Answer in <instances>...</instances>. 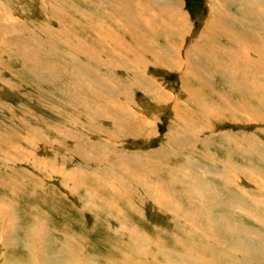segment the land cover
I'll list each match as a JSON object with an SVG mask.
<instances>
[{"label":"rangeland","instance_id":"1","mask_svg":"<svg viewBox=\"0 0 264 264\" xmlns=\"http://www.w3.org/2000/svg\"><path fill=\"white\" fill-rule=\"evenodd\" d=\"M76 1H0L1 33L4 35V37H11L12 35L17 34L14 44L6 43V45H1L2 43H0V198L2 197L3 199L6 198L7 201H13L12 208L17 206L16 212L12 209V213L20 219L16 226L19 228L24 223H28L27 225L32 223V220L23 219L24 214H39L40 218L49 217L50 219H48V221H43H45L46 225L50 228H54V230L64 232V229L62 228L64 226L67 227L69 231H73L74 233H83L84 236L87 233L89 240L91 241L89 244H87L89 247L88 252L94 251L98 254H103V248L107 247L106 249L110 251V255H115V260H124V258L121 257L114 248V246L121 244L122 241L120 236H116L111 231L112 229L116 228V226H114L115 223L110 220L113 223L112 227H109L104 222H99L93 227L92 219L89 216H82L78 210L79 205L84 204L82 203V197L84 195L82 191H85L87 188L92 190L93 186L96 187V182L92 183V177L89 175L83 179H73L77 177L75 176L72 178L73 180H65V172L69 174L80 172V169L72 170V164H68V162L65 160L67 159V156L70 155L68 151H70V149H77L78 146L76 148V145L78 144L79 148H81L80 153L85 155L87 154L89 160H83V163L80 158L75 157L74 160L76 162L82 163V168H84V166L89 167V170L92 172L99 169L101 165V163H99L100 160H106L109 161L110 164L116 165L115 159L118 156L116 155V152H118L117 154L120 152L129 154L130 152L131 155H136L139 160L141 159L139 161L140 163H144L148 166L152 165L151 167L155 168L153 169V173L156 172L157 176L160 174L161 177L163 176L164 180L172 179L171 177H174V175L175 177L181 176V178L185 179L189 177L187 172H184L186 170L185 168L190 167L186 171L190 170L192 173L191 175L194 177L205 178L206 181H209L211 184L217 187V189L224 195L226 204L224 207H216L218 211L229 214V216L233 217L235 220L241 222L247 227L256 229L257 223L254 220V217L258 219H260V217L264 218V208L258 204H255L256 202L254 199L259 198L257 196H261L264 200V187L262 189V187L256 186L251 181L249 173H256L257 169L264 171V119H262V116L264 117V89H262L264 88V84H254L255 87L253 85L250 86L252 82H249L248 78H250L251 81V75L253 74L251 67L252 64L241 67L239 61H237V59L234 60L233 58L232 59L234 63L231 65L229 64L231 59L228 56H225V54L228 55V53H224L223 49L226 48L225 50L227 51V49H231L233 46H235V38L231 35L224 34V31L218 33L217 36L211 35L213 42H220L223 44V46H225V48H221L222 53L217 58L212 57V59H210L209 57H205V59H203L204 56L201 54L197 57L202 62H205V68L209 70V75H206L204 68H200L201 71L203 70V73L201 75L198 74L199 81L195 79L197 78L195 75L192 76L191 74V76H188V78L184 76L183 80H191V83L189 84L190 87H183L181 85L180 70L178 68H172L168 66L165 61L159 65H147L145 77H138L137 80L135 77L137 83H139L140 80L143 82L144 80L147 81L146 79L150 81L154 80L156 81L154 86H156L157 89L161 87L163 92L170 96V98L168 100L166 99V101L163 99H154L153 97L149 96V94H146L143 87L138 85L134 87V82L131 81L134 80V77L131 76L132 73L129 72L130 70H128L129 67L127 63L124 62L123 66H118L115 69V72H113L112 75L115 76L116 80L114 79L112 85H106L104 84V81L101 80L102 75L96 68L103 67L101 69L103 73V69L107 67V64H105V62L101 61L100 59H93V56L96 57L101 53L107 56L109 49L113 51V48L109 45V42L105 43L106 46L104 47L101 45V42H98V38H106L105 35H109V33L111 37H113L111 34L112 29L118 30L117 28L118 26L120 27L121 24L128 30H135L136 27L138 28V26H136V21H141L143 14L146 12L144 10L146 9L148 11V5L144 3V0H142L143 2H136L133 0H98L97 2L99 4L96 3V0ZM111 1H113V3ZM184 1L185 3L182 4V10L188 14L190 13V20L188 19L187 22L188 30L185 36L181 38L176 36L171 37L168 41L167 37L164 35H159L160 45H173L179 47L185 46V48L188 47L190 44L196 42L197 38L204 30L205 24L207 22L212 21L214 17H216L218 20L220 15L217 12L219 11H221L225 17H234V26L235 29L236 27L238 29H234L235 34L237 33V35L241 36L242 42H245L250 46H252V44H256L254 42L252 43V40L250 41V32L254 34V37L257 36L260 38L261 36H264V0ZM93 3L98 6H96V9L93 8ZM75 5L81 6H79L77 10ZM212 6L214 11H212ZM82 7H85L86 11ZM55 8H57L56 10L58 11H56ZM72 8H76V10H72ZM91 8H93L94 13H89L92 12ZM62 9L65 11L63 10L62 12ZM152 10L158 11L157 8L155 9L154 7H152ZM79 11H82L81 13L83 14L79 13ZM68 12L70 14L73 12V14L76 16L74 17L73 14L70 15ZM87 13L88 15L85 16L84 14ZM3 14H6L4 18L5 20L3 19ZM61 14L62 16H60ZM13 16H17L19 19H17V17L14 18ZM77 16L79 17L77 18ZM80 16L83 18V20L80 18ZM134 17H136V20ZM68 18L69 20H67ZM75 18L80 22H78ZM119 19L121 20L119 21ZM110 25L112 27H109ZM15 26L17 28H21L22 30L19 28L17 29ZM11 30L14 31L12 32ZM74 31L76 33H74ZM29 35L33 36L34 38L30 37ZM23 37H25L24 39L27 38L29 41V44H26V46L22 42ZM31 38L34 40V42H32L33 40ZM77 38H79V40ZM52 44L53 47H51ZM106 49H108V51ZM105 58L109 59L108 57ZM247 59L253 62L251 58H248V56ZM236 64H238L240 67L238 68ZM246 67L249 72L246 70ZM233 69H235V71ZM250 72L252 74H250ZM239 75L246 77L247 79L241 78ZM202 76L205 80H203ZM234 76H236L237 80L234 78ZM245 80L246 84L243 86L242 81ZM237 81H239V83ZM161 82L162 84H160ZM156 83L158 85H156ZM196 85L198 87L202 85V90L209 98L208 101L201 103L194 101L199 108L192 104L191 101H186L188 98L186 92ZM93 89L95 91H93ZM261 89L263 91H261ZM119 90L121 91L119 92ZM248 90L251 91L249 92ZM258 93H260L259 95L262 96L261 98ZM84 102L87 103V105L89 104L88 109L83 105ZM118 102H125L128 104L127 106L129 110H133L137 117L132 120L127 118V112L121 111L118 108ZM225 102L230 103L231 107L235 105H232V103L243 102L245 106L242 108L244 109L246 107L245 111L250 112L249 114L251 116L242 115L240 113L241 111H236V113H233V117H227L226 112L223 113L224 116H218V109H224ZM175 103L178 105V110L175 108ZM180 107L182 110L179 109ZM118 109L120 111H118ZM205 109L207 110L205 112H211L210 114L212 116L204 115L202 110ZM88 110L94 111L95 114L97 113L95 120H93L91 117V113H87ZM106 114L112 119L114 118V123L116 120H120L122 124L129 123L127 125L131 127V134L127 136L123 135L122 132L118 133V135L117 130L114 132L110 131V133L116 134V136L121 139L122 147L120 151L111 149L109 146L110 144H108L110 141L106 139L104 140L102 134H100L96 129L97 127L101 126L99 128L104 132V129L110 130L114 128L113 125L109 123V121L105 120ZM103 119L104 121H102ZM50 126H52L53 129ZM197 127H200L204 131H198L201 129H198ZM63 130H69L72 135L78 136L74 137L73 140H66V144H64V142L58 137L60 136L58 132ZM216 131L218 134L220 133V135H218ZM211 133L213 134L211 135ZM252 134L258 136L257 138H253L256 139L255 141L258 140L255 142L253 150H245L243 148L242 151L241 149H238L237 146H240L242 141H245L246 138H248L247 143H252ZM182 136L186 138H182ZM45 137L47 139L54 140L52 147H50L49 144L45 142ZM103 140L104 142H102ZM172 140L174 141L172 142ZM208 140L210 142V146L207 147V150H209L207 153L205 152L203 154V151H206L205 147L208 145ZM60 141L63 142L62 145L57 146ZM94 141L95 143H100L95 144L93 143ZM259 142H261V144H259ZM191 144H193V147H191ZM91 145L101 146L104 147V149L107 148L114 153L113 155L108 156L105 154L104 158L102 159L100 154L104 153L103 149L100 151L101 153L94 151L97 153L93 154V156L99 155V157L97 156V163H95L91 158L92 156L90 153L92 152L88 149V147ZM55 146L57 147L52 149ZM59 151L61 152L59 158L62 160L64 159L65 162H62L60 159L55 157L56 152ZM169 153L171 154L169 155ZM206 155L208 157H206ZM112 156L116 158H113ZM156 158H159V162ZM88 161L90 162L87 163ZM225 163L239 165V170L238 172L236 171L235 174H237V177H239L240 180L237 182L238 185L235 187L233 185L230 187L224 185L223 179H225V176L223 173V166ZM200 167L201 170H198ZM206 167L208 168V170H206L207 172L203 171V169H207ZM68 168H70L72 173L67 171ZM166 168L168 169L167 171ZM134 173L136 174L137 178H140L146 173V171L134 170ZM219 173L222 175H219ZM157 176L155 175L156 178L160 179ZM237 177L236 180L238 179ZM187 179L186 181L188 182L189 178ZM80 180H85L86 188L82 189L79 186V189L77 190L79 193H71L74 191V188L79 185ZM178 181H180V184ZM173 182H175L176 186L183 187V184L181 183H184L185 181L178 179L177 182ZM99 183L104 187L103 190H98L100 204H107L111 200V191L105 188V182L99 180ZM176 186L175 188L178 189ZM239 188H242V191ZM6 189L10 192V194L16 192L15 195L13 197H10V195L5 197L9 194ZM17 191L20 192L18 193ZM152 194V192L142 190V195L150 197L149 200L145 201L139 200L140 196L135 197L134 193H132L129 197H124L117 194V196H120L118 197V200L121 199L122 201V203L118 204V206L125 209L127 216L134 218L135 221H138L140 225H149L152 228H155L156 231L158 229L157 233L154 231V234L156 233L160 237H163V243L170 249L182 251L179 245H186V241H188L190 250L195 252L194 256L197 257L198 254L202 253V257H204L205 260H212L214 264H228V262H234L236 264H264V255L260 257L261 249H257V242L253 240L254 247H251V240L245 237L241 238L240 240L246 243L248 242L246 249L248 250L251 247V254L253 256H258L256 260H253L252 257L249 259L239 255L237 252L232 253V251L228 249L229 244L231 243L229 238H223L225 245L222 246L220 244L218 247H215V250L212 253L211 251L209 253V251L206 250V243H192L189 241L191 236L188 235L187 229L184 227V222V224H176L172 221L173 216L169 215L168 213L163 216L158 211L153 210L154 207L160 210L164 209L159 208L154 203L152 200L154 195ZM173 198L179 202L184 200V196H179V194H175ZM210 205L213 206V204ZM237 205H241L240 208L242 210H239L240 208H236ZM22 209H24V211H22ZM246 212L248 215L245 214ZM101 218L105 219L104 216H101ZM92 227L96 230L97 235L90 233V229ZM161 229H165L167 234L164 235L163 233H160ZM17 232L18 231H13L12 236L14 238L20 239L22 233L17 236ZM93 237H97L96 240H93ZM195 238L199 239L197 236ZM20 250L24 251L22 248ZM10 253H17V251L15 248H13ZM24 253V263H31L27 258V254L29 252L25 251ZM33 253L35 254V252ZM53 253L57 254V249L55 247L51 246L49 249L47 248L45 255L42 256V259L39 260V263L55 264L58 260V257ZM133 256L135 257V261L141 262L144 259L136 254ZM155 258H158L155 253L149 254V259ZM159 260L162 261V258H159ZM131 263V259L129 257L126 258L125 264ZM7 264L18 263L8 262Z\"/></svg>","mask_w":264,"mask_h":264},{"label":"bare ground","instance_id":"2","mask_svg":"<svg viewBox=\"0 0 264 264\" xmlns=\"http://www.w3.org/2000/svg\"><path fill=\"white\" fill-rule=\"evenodd\" d=\"M74 1H76V0H74ZM97 1L98 0H96V3H98ZM104 1H106V0H104ZM133 1L137 2V1H142V0H133ZM76 2H78V1H76ZM76 2H73V3H76ZM111 2L113 3V1H111ZM15 3H13V4H15ZM144 3L146 5H148V11L145 8H141V9H145L144 11H146V12L143 14L141 21H136L137 23L134 22V23H136V26H138V28L136 27L135 30L131 31V30L126 29V27H123V25L120 23L121 25H120V27L118 26V28H117L118 30L112 29V31H111V34L113 35L114 38L111 37L110 33H109V35H107V34L105 35L106 38H103V37L98 38V42H101L102 46L105 47L106 46L105 43L109 42V45L113 48V51L110 49L108 51V49H106L108 51L107 56H105L103 53L98 54L96 57L93 56L94 60L100 59L101 61H104L105 64H107V67L103 69L104 74L101 71V69L103 67L102 68H96L98 70V72H100V74L102 75L101 80L104 81V84H106V85H108V84L112 85L113 84L115 76H113L112 73L115 72V69L118 66H121V65L123 66V64L125 62L128 64V67H129L128 70H130L129 72L132 73L131 76L134 77V80H131L134 82V87H136V85L141 86L145 89L146 94H149V96L153 97L154 99H163L166 101V99L168 100L170 98V96L167 95L165 92H163V89L161 87L160 88L158 87L159 89H157L156 86H154L156 81L151 80V81H154V82H151L150 80L145 78L147 81L144 80V82H143L142 80H140L139 83H137L136 80L138 77H142V76L145 77L146 66L149 64L159 65L160 63H162V62L164 63V61H165L168 66H170L172 68H178L180 70V72H181V79H180L181 85L183 87H190L189 84L191 83V80H183V77L185 76L186 78H188V76H191V74H192V76L195 75L197 77L195 79L199 81L198 74L201 75L203 73V70L201 71L200 68H204L206 75H209V70H207L205 68L206 67L205 62H202L197 57L200 54L204 56V58L202 57L203 59H205V57L206 58L209 57L210 59H212V57L213 58L219 57L220 54L222 53L221 48H225V46H223V44L220 42H217V43L213 42L211 35L217 36L218 33H221L223 31H224V34L233 36L235 38V42H236L235 46H233L234 48L232 47L231 49H227V51L225 50L226 48L223 49L224 53L225 52L228 53V55L225 54V56H228L231 59V62L229 64L231 65L234 63L233 59L234 60L237 59V61H239V64L241 65V67H243L244 65L249 66L250 64H252L251 67L253 70V72H252L253 74L250 72V74H252L251 75V77H252L251 81H250V78H248L249 82H252V84H250V86H252V85L254 86V84L255 85H258V84L261 85V83L264 84V39H263L264 36L263 37L261 36L260 38L257 36L254 37L253 36L254 34H252L250 32V34H249L250 41L252 40L251 42L252 43L254 42L256 44H252V46H250L249 44L242 42L241 36L237 35V33L235 34V30H238V29H237V27L235 29L234 22H233L234 17H232V18L231 17H225L221 13V11H219V12H217L220 15L218 17V20L216 17H214V19L212 21L207 22L205 24L204 30L202 31L200 36L197 38L196 42L190 44L188 47L185 48V46L179 47V46H173V45L172 46L171 45L162 46V45H160L159 35L160 36L164 35L165 37H167L168 41L171 37L176 36V37L181 38V37L185 36V34L188 30L187 22H188V19L190 20V13L188 14L187 12L182 10L183 9L182 4H184L185 1L184 0H144ZM83 4H85V3H83ZM64 5H65V3H64ZM130 5H132V4H130ZM67 6H69V5H67ZM75 6L77 7V10H78L79 6H81V5H78V6L75 5ZM94 6H93V8L96 9L97 5L94 4ZM241 6H242V4H241ZM102 7H104V6H102ZM152 7H154L155 9L157 8L158 11L152 10ZM60 8H61V6H60ZM82 8H84V10L86 9L85 7H82ZM93 8H91L92 12H89V13H94ZM211 8H213V6ZM56 9L57 8H55V10ZM64 9H66V8H64ZM64 9H62L61 11L63 12ZM74 9L76 10V8H74ZM74 9L72 8V10H74ZM99 9H101V8H99ZM19 10H21V9H19ZM81 10H83V9H81ZM56 11H58V10H56ZM68 11H70V10H68ZM118 11H119V9H118ZM212 11H214V8ZM81 12L79 11V13H81ZM115 12H114V16H115ZM95 13H97V12H95ZM59 14H60V10H59ZM71 14H73V12ZM81 14H83V13H81ZM81 14H79V15H81ZM98 14H99V12H98ZM121 14H123V13H121ZM1 15H2V13H1ZM73 15H74V17L76 16L75 14H73ZM84 15L87 16L88 13L84 14ZM5 16H6V14L4 15L3 19L5 18ZM60 16H62V14ZM64 16H67V15H64ZM229 16H230V14H229ZM16 17H14V18H16ZM67 17H69V16H67ZM78 17L79 16H77V18ZM82 17H84V16H82ZM80 18H81V16H80ZM134 18L136 20V17H134ZM17 19H19V18L17 17ZM81 19L83 20V18H81ZM56 20H58V19H56ZM67 20H69V18ZM76 20L78 21V19H76ZM120 20L121 19H119V21ZM73 21H72V23H73ZM67 22H69V21H67ZM74 22H76V21H74ZM78 22H80V21H78ZM87 22H88V20H87ZM131 23H132V21H131ZM118 24H119V22H118ZM236 24H237V22H236ZM84 25H86V24H84ZM82 26H80V27H82ZM109 27H112V26L110 25ZM19 29H21V28H19ZM114 29H116V28H114ZM79 30H80V28H79ZM242 30H245V29H242ZM252 30H254V29H252ZM98 32H99V30H98ZM74 33H76V32L74 31ZM74 35H76V34H74ZM100 35H102V34H100ZM91 36H92V34H91ZM16 37H17V34L12 35L11 37H6V36L4 37V35L0 31V38H1L0 43H2L1 45H6V43L7 44L8 43L14 44ZM30 37H33V36H30ZM81 37H82V35H81ZM24 38L25 37L22 38L23 39L22 42L26 46V44H29V41L27 40V38L26 39H24ZM41 38H42V36H41ZM41 38H39V39H41ZM77 39L79 40V38H77ZM68 40H69V38H68ZM32 42H34V40ZM87 46H88V44H87ZM89 46H91V45H89ZM51 47H53V44ZM247 56H248V58H251V60L253 62L248 60ZM105 57H108L109 59H106ZM223 57H224V54H223ZM104 58L106 59V61ZM236 66L238 68L240 67L238 64H236ZM234 68H235V66H234ZM170 70H172V69H170ZM233 70L235 71V69H233ZM246 70H247V67H246ZM241 71H242V69H241ZM247 71H244V72H247ZM106 74H107V76H106ZM247 76H250V75H247ZM116 77H117V75H116ZM135 77H136V80H135ZM237 77H238V75H237ZM240 77L247 79L246 77H242V76H240ZM210 78H211V76H210ZM234 78L236 79V76H234ZM84 79H86V78H84ZM203 80H205L204 77H203ZM120 81H121V79H120ZM237 82L239 83V81H237ZM242 83L244 86L246 84V80L242 81ZM160 84H162V82ZM263 84H262V86H263ZM156 85H158V84L156 83ZM119 86H121V85H119ZM201 86L198 87L196 85V86L192 87L188 92H186V94L188 95V98L186 99V101H188V102L191 101V103L194 104L197 108H199V107L197 106V104L195 102L201 103L204 101H208V99H209L207 94L202 90ZM216 87H217V85H216ZM143 88H142V90H143ZM262 89H264V88H262ZM262 89H261V91H263ZM234 90H235V88H234ZM251 90H248V91L250 92ZM256 90H257V88H256ZM93 91H95V90L93 89ZM120 91L121 90H119V92ZM241 93H240V95H241ZM248 94H250V93H248ZM259 94L260 93H258V95ZM212 97H213V95H212ZM261 97L262 96H260V98ZM105 99H106V97H105ZM124 101H126V100H124ZM117 104H118V108L121 111L127 112V114H128L127 118H129L130 120L137 117V115L135 114V112L133 110L132 111L129 110V108L127 106L128 104H126L125 102H118ZM212 104H214V103H212ZM233 104H235V105H233ZM83 105L85 106V108H87V109L89 108V104L87 105V103L84 102ZM232 105L234 108L231 107L230 103L225 102L224 109H222V108L218 109V116H224L223 113L226 112L227 117H233V113H236V111H241L240 113L242 115H245V116L250 115L249 114L250 112L245 111L246 107L244 109L242 108L243 106H245L243 102L232 103ZM91 108H93V107H91ZM175 108L178 110L177 103H175ZM98 109H100V108H98ZM119 109H118V111H120ZM179 109L182 110L181 107ZM202 111H203L204 115L212 116L210 114L211 112H205V111H207L206 109L202 110ZM174 112H175V110H174ZM84 113H85V111H84ZM87 113H91V117L93 118V120L96 119L97 113L95 114L94 111H89V110L87 111ZM182 113H184V112H182ZM238 115H240V114H238ZM105 116H106L105 120L109 121V123L111 125H113L114 128L110 129V130L104 129V132L99 128L101 126L97 127L96 129L100 134H102L104 140L106 139V140L110 141V142H108V144H110L109 146L111 147V149L120 151V149L122 147V144H121L122 141H121V139L118 138V136H116V134H112V133H110V131L114 132L115 130H117V134L122 132L123 135L127 136V135L131 134V131H130L131 127H129V125H127L129 123L122 124V122L120 120H116L114 123V121H113L114 118L112 119L107 114ZM85 119H86V117H85ZM262 119H264L263 116H262ZM102 121H104V119ZM90 122H92V121H90ZM125 123H126V120H125ZM89 124H91V123H89ZM181 125H183V124H181ZM174 126H176V125H174ZM50 127L52 128V126H50ZM83 128H84V126H83ZM197 128L199 129L200 127H197ZM89 129H91V128H89ZM195 130H197V129H195ZM198 131L201 132L204 130L201 129ZM169 132H170V130H169ZM216 133H217V131H216ZM58 134L60 135L58 137L64 142V144H66V140H73L74 137L78 136V135L77 136L72 135V133L69 132V130L60 131V132H58ZM74 134H75V132H74ZM179 134H180V132H179ZM208 134H209V132H208ZM212 134L213 133H211V135ZM218 135H220V133ZM176 136H177V134H176ZM183 137L184 136H182V138ZM257 137H258L257 135L252 134V139L257 138ZM99 138H101V137H99ZM175 138H177V137H175ZM184 138H186V137H184ZM221 138H223V137H221ZM93 139H95V138H93ZM258 139H260V138H258ZM44 140L47 144H49L50 147H52L54 140L47 139L46 137L44 138ZM104 140L102 142H104ZM193 140H194V138H193ZM203 140H204V138H203ZM253 140H252V143H247L248 138H246L245 141H242V144L240 146H237L238 149H241L242 151H243V148L245 150L246 149H252L253 150V148L255 146V142L258 141V140L255 141L256 139H253ZM62 141H60L57 146L62 145V143H63ZM81 141H83V140H81ZM173 141L174 140H172V142ZM74 143H77V142H74ZM93 143H95V141ZM98 143H100V142H98ZM98 143H95V144H98ZM207 144L208 145L205 147L206 151H203V154L205 152L207 153L209 150V149L207 150V147L210 146L209 140L207 141ZM259 144H261V142H259ZM106 145H107V143H106ZM191 145H192L191 147H193V144H191ZM57 146L53 147L52 149L56 148ZM77 146L79 148L78 144L76 145V148H77ZM77 149H70V151H68V153L70 155H68L67 159H65V160L68 162V164H72V170L80 169V172L79 173H72L70 168H68L67 171L71 172L72 174L65 172L64 173L65 180H73V179H77V178L83 179L84 177L89 175L92 177L91 182L92 183L96 182V187L93 186L92 190L87 188L85 191H82L84 193V195L82 197V199H83L82 203H84V204H80L78 207V210L82 214V216H89L92 219V222H93L92 226L93 227L99 222H104L109 227L113 226L112 221L115 223L114 226H116V228L112 229L111 231L116 236L117 235L120 236V238H122V241H121V244L114 246V248L116 249L118 254L124 258V260H121V259L115 260L114 259L115 255H110V251L106 249L107 247L103 248V254H98L94 251L88 252L89 247L87 246V244H89L91 241L89 240L87 233L85 236L83 233H74L73 231H69V229L67 227H64V226L62 227L64 229V232H59L57 230H54V228H50L49 226L46 225L45 221H43V220L48 221V219H50L49 217L40 218L39 214H34V215L32 213L31 214H24L23 219L32 220V223L30 225H27L28 223H24L18 228L16 226V224L18 223V221L20 219L17 218L12 213V209H13V211L16 212L17 206L12 208L13 201H7L6 198L3 199L1 197L0 198V264H7L8 262H13V263L16 262L18 264H25L23 261L25 258V253H24L25 251L29 252L27 254V258L31 262V263H27V264H40L39 260H41L42 256L45 255L47 248L49 249L51 246H53L57 249V254L53 253L54 255H56L58 257V260L55 264H97V263H101V264H125L126 258H128V257L131 259V262H132L131 264H147V262H148V264H214V262L212 260H209V259L205 260V258L202 257L203 256L202 253L198 254L197 257L194 256L195 252L190 250V247L188 245V241H186V245H183V244L179 245L180 248L182 249V251L170 249L168 246H166L163 243V241H164L163 237H160L159 235L156 234L158 229L156 231L155 228H152L149 225H144V224L140 225L138 223V221L137 222L135 221L134 218L127 216L125 209L118 206V204L122 203L121 199L118 200V197H120V196L129 197V196H131L132 193H134L135 197L140 196L139 200H144V201L149 200L150 197L142 195V190L147 191V192H152L153 193L152 195H154L152 197V200L154 201V203L159 208L164 209V210H160V209H157L156 207H154L153 210L158 211L163 216L167 213L169 215L173 216L172 221L176 224L177 223H181V224L185 223L184 227L187 229L188 235L191 236V239H189V241H191L194 244L206 243V248H207L206 250L209 251V253H210V251L212 253L215 250V247H218L220 244L222 246L225 245L223 238H229L231 243L229 244L228 249H230L232 251V253L237 252L239 255H242V256L247 257L249 259L252 257L253 260H256L258 256H253L251 254V247H254V243H253V240H254L257 242V249H261L260 257H262V255H264V218L260 217V219H258L256 217H254L255 218L254 220L257 223V227H256V229H252L250 227L243 225L241 222L235 220L233 217L229 216V214L218 211L216 209V207H224L226 204L224 195L217 189V187H215L209 181H206L205 178L194 177L193 175H191L192 173L190 170L186 171L190 167L185 168L186 170L184 171V172H187V174L189 175V177H187V178H189L188 182L186 181L187 178L184 179V178H181V176L175 177V175H174V177L171 175L172 179H168L169 178V176H168V178H167L168 180H164L163 176L161 177L160 174H158L159 176H157L156 172L153 173V169H155V168L151 167L152 165L148 166V165H145L144 163L143 164L140 163L139 161L141 159L139 160L136 155H135L136 156L135 157L134 155H131L130 152H129V154H126L123 152L122 153L120 152L119 154H117L118 152H116V155H118L117 158L112 156L113 158H116L115 159L116 165L110 164L109 161H106V160H100L99 163H101V165H100L99 169L92 172L89 170L90 168L87 166L86 167L84 166V168L81 167V166H83L82 165L83 160L86 161L89 159H88L87 154L85 155V154L80 153L81 148H79L78 150ZM88 149L91 150V152H92V153H90L92 156L91 158L95 163H97V158L99 157V155L93 156V154L97 153V152L95 153L94 151L100 152L103 149L104 153L100 154L102 156V159L104 158L105 154H107V156H108V155H113V153H114L113 151H111L107 148L104 149V147L96 146V145H91L88 147ZM83 152H84V150H83ZM200 152H202V151H200ZM60 153H61L60 151L56 152L55 157L57 159H60L62 162H65L64 159L62 160L61 158H59ZM247 153H249V152H247ZM247 153H245V154H247ZM90 154H88V155H90ZM132 154H135V153H132ZM170 154L171 153H169V155ZM173 154H174V152H173ZM75 157L80 158L82 163L76 162L74 160ZM206 157H208V156L206 155ZM156 159L158 160L159 158H156ZM213 161H214V159H213ZM89 162L90 161H88L87 163H89ZM158 162H159V160H158ZM45 165H47V164H45ZM194 165H195V163H194ZM238 166L239 165H235L233 163H229V164L225 163V165L223 166V173L225 176V179H223V180H224V185H226L227 187H230L231 185H233L235 187L238 185L237 182H239L240 178L237 177V174H235L236 171L238 172V170H239ZM134 170H145L146 173L143 174L140 178H137L136 174L134 173ZM167 170L168 169L166 168V171ZM198 170H201V167ZM206 170H208V168L203 169V171H206ZM225 173H226V175H225ZM155 175L157 177H159L160 179L156 178ZM167 175H168V173H167ZM219 175H222V174L219 173ZM75 176H77V177H75ZM201 176H203V175H201ZM228 176H230V177H228ZM249 176L251 178V181L256 186L262 187V189H263V187H264V171L263 170L257 169L256 173H249ZM73 177H75V178H73ZM236 177L238 178L237 180H236ZM178 179H182L183 181H185L184 183H187V184L181 183V184H183V187L176 186L175 182H173V181L177 182ZM99 180L105 182L106 183L105 188L111 191V200L107 204H100L99 197H98V194H99L98 190H103L104 187L102 185H100ZM179 182L180 181H178V183ZM79 186L82 189L86 188L85 180H83V181L80 180L79 185L76 186L74 188V191L71 193H74V194L79 193L77 191L79 189ZM175 186L178 187V189H176ZM239 189H241V191H242V188H239ZM17 192L19 193L20 191H17ZM8 193H9L8 195H6L7 193L5 194L6 195L5 197H7L9 195H10V197H13L16 192H13L12 194H10V192L8 191ZM117 194L120 196H117ZM175 194H179V196H184V200L182 202H179L178 200L174 199L173 197ZM241 196H242V194H241ZM141 197H142V199H141ZM257 197H259V198L254 199L256 202L255 204H258L264 208L263 198L261 196H257ZM210 204H213V206ZM240 207H241V205H237L236 208L239 209ZM239 210H242V209L240 208ZM22 211H24V209H22ZM245 214H247V212ZM101 216H104L105 219H102ZM110 220H112V221H110ZM93 227L90 229V233L97 235V232ZM13 231L19 232V233L17 232V236H19V234L22 233L21 238L20 239L14 238L12 236ZM154 231H156L155 234H154ZM71 232H73V233H71ZM160 233H163L164 235L167 234L165 232V229H161ZM196 236L199 237V239H196L195 238ZM243 237L251 240V247L248 250L246 249L248 242L246 243V242L240 240ZM96 238L97 237H93L92 239L96 240ZM13 248L16 249L17 253H10ZM21 248L24 251H21L20 250ZM33 252H35V254ZM150 253H155L158 258L149 259ZM135 254L144 258L143 261H141V262L135 261V259H134L135 257L133 256ZM99 255L101 258L99 257ZM159 258H162V261L159 260ZM127 261H129V260H127ZM228 264H236V263L228 262Z\"/></svg>","mask_w":264,"mask_h":264}]
</instances>
